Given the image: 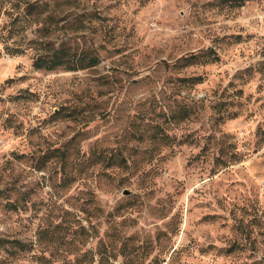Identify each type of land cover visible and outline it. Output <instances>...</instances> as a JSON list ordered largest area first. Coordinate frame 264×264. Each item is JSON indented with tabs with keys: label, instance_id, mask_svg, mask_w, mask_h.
Instances as JSON below:
<instances>
[{
	"label": "rangeland",
	"instance_id": "rangeland-1",
	"mask_svg": "<svg viewBox=\"0 0 264 264\" xmlns=\"http://www.w3.org/2000/svg\"><path fill=\"white\" fill-rule=\"evenodd\" d=\"M0 264H264V0H0Z\"/></svg>",
	"mask_w": 264,
	"mask_h": 264
},
{
	"label": "trees",
	"instance_id": "trees-1",
	"mask_svg": "<svg viewBox=\"0 0 264 264\" xmlns=\"http://www.w3.org/2000/svg\"><path fill=\"white\" fill-rule=\"evenodd\" d=\"M243 1L245 0H240V2ZM31 42L34 45L33 48L36 49L32 57V66L36 69L52 70L57 67L78 69L95 65L99 61L98 56L91 50L82 49L77 51L66 41H62L58 45L50 44L49 42L42 41V39L31 40ZM22 51V48H15L11 49L10 53ZM198 79L199 76L180 78L182 81H197Z\"/></svg>",
	"mask_w": 264,
	"mask_h": 264
},
{
	"label": "water",
	"instance_id": "water-1",
	"mask_svg": "<svg viewBox=\"0 0 264 264\" xmlns=\"http://www.w3.org/2000/svg\"><path fill=\"white\" fill-rule=\"evenodd\" d=\"M124 193H128V191H127V190H125V191H124Z\"/></svg>",
	"mask_w": 264,
	"mask_h": 264
}]
</instances>
